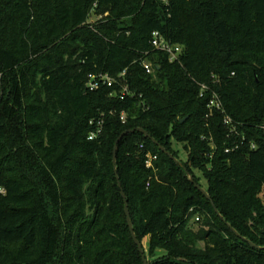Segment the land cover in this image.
Instances as JSON below:
<instances>
[{
	"label": "trees",
	"instance_id": "16d2710c",
	"mask_svg": "<svg viewBox=\"0 0 264 264\" xmlns=\"http://www.w3.org/2000/svg\"><path fill=\"white\" fill-rule=\"evenodd\" d=\"M156 31L180 63L153 49ZM124 71L130 95L88 90ZM263 126L264 0H0V264H144L119 182L149 264H264L228 227L264 247ZM138 128L187 161L135 132L114 167Z\"/></svg>",
	"mask_w": 264,
	"mask_h": 264
},
{
	"label": "built area",
	"instance_id": "2783aa9c",
	"mask_svg": "<svg viewBox=\"0 0 264 264\" xmlns=\"http://www.w3.org/2000/svg\"><path fill=\"white\" fill-rule=\"evenodd\" d=\"M151 44L154 50L165 53L168 55V59L170 63H180L181 62V56L183 54V47L181 45L172 44L171 42L167 41L160 32H154L152 35ZM143 67L146 70L147 74L154 75L155 74V68L153 63L149 61L143 62ZM116 84H120L122 88V97H125L127 95H130L129 86L126 83V71H124L120 76L119 79H115L111 77L109 74H99V75H91L89 76V82H88V90L93 92L98 90L101 86H107L108 88H113ZM200 97L203 98L208 93L211 94V98L208 104V108L210 112L217 111L220 113H223L225 115V111L223 109L220 97L218 94L213 91L208 85L201 84L200 85ZM123 99V98H122ZM121 120L123 123H125V115L123 114L121 117ZM224 125L229 128L231 135L236 134L237 132V126L233 124L232 119L229 116L225 115L224 119ZM103 132V125L100 123L96 129V131L92 132L89 136V140H95L97 139ZM240 145L236 142H234L233 147L227 148L226 153L234 152L235 150L239 149ZM142 149L143 146H141ZM214 149V147H213ZM251 149H256V145L252 144ZM158 161V156L153 155L151 153H148L146 156V168L152 169L154 167L155 162ZM6 194V189L3 186H0V196H3ZM196 221H199V218H195Z\"/></svg>",
	"mask_w": 264,
	"mask_h": 264
},
{
	"label": "water",
	"instance_id": "95a60500",
	"mask_svg": "<svg viewBox=\"0 0 264 264\" xmlns=\"http://www.w3.org/2000/svg\"><path fill=\"white\" fill-rule=\"evenodd\" d=\"M188 118H185L183 119L181 122L184 123L187 121ZM263 129H264V126H263ZM135 132H138V133H141L142 135H144L147 139H149L153 145H155L156 147L159 148V150L164 154L166 155L167 157H169L172 161H174L175 164L179 165V166H183V164L181 163L180 160H178L176 157H174L168 150H166L163 146H161L154 138H152V136L147 133L144 129H141V128H138L136 130H127L125 131L124 133H122L120 135V137L117 139L116 141V144H115V149H114V156H113V164H114V167L116 165V158H117V153H118V150H119V144L120 142L122 141V139L131 134V133H135ZM115 173L117 175V171L115 170ZM189 179L190 181L195 185V187L198 189V191H200L206 198L207 200L211 201V198L208 194V192L202 188L200 185L196 184L194 178L192 176H189ZM119 188L121 190V197L123 199V202H124V206H125V215H126V220H127V224H128V227H129V230H130V234L132 236V239L135 243V245L137 246L138 248V251L139 253L141 254L142 256V260H143V263L144 264H149L148 263V260L146 258V255H145V250H144V246L143 244L138 240L137 236H136V233L134 231V228H133V223H132V219H131V215H130V211H129V207H128V200H127V197L122 189V186L119 182ZM213 205V203H212ZM214 207V210L215 212L219 214L218 210L216 209V207L213 205ZM229 229L239 238L243 239L245 242H247L251 247L255 248V249H258L260 251H264V247H257L256 245H254L252 242H250L249 240L247 239H244L240 236V234H238L230 225H228Z\"/></svg>",
	"mask_w": 264,
	"mask_h": 264
},
{
	"label": "rangeland",
	"instance_id": "374dc122",
	"mask_svg": "<svg viewBox=\"0 0 264 264\" xmlns=\"http://www.w3.org/2000/svg\"><path fill=\"white\" fill-rule=\"evenodd\" d=\"M99 17L95 14L92 13L89 23H94L95 21H97ZM176 150L179 153V157H180V161L182 162H186L187 161V153L183 150V146L181 144H177L176 145ZM195 174L198 178H200V184L202 186V188L206 189L207 188V183L206 181L203 179L202 175L200 172L195 171ZM195 219L192 220V222H194ZM143 246H144V250L146 252V255L148 254V247H149V238L144 239L143 241ZM203 246V245H202Z\"/></svg>",
	"mask_w": 264,
	"mask_h": 264
}]
</instances>
